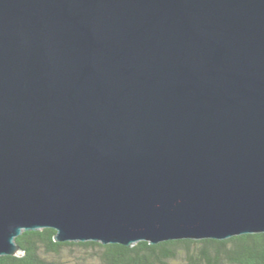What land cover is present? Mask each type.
I'll use <instances>...</instances> for the list:
<instances>
[{
  "label": "water",
  "instance_id": "water-1",
  "mask_svg": "<svg viewBox=\"0 0 264 264\" xmlns=\"http://www.w3.org/2000/svg\"><path fill=\"white\" fill-rule=\"evenodd\" d=\"M44 228L264 233V0H0V256Z\"/></svg>",
  "mask_w": 264,
  "mask_h": 264
},
{
  "label": "trees",
  "instance_id": "trees-1",
  "mask_svg": "<svg viewBox=\"0 0 264 264\" xmlns=\"http://www.w3.org/2000/svg\"><path fill=\"white\" fill-rule=\"evenodd\" d=\"M55 230L22 231L15 238L22 254L0 256V264H264V233L224 240L177 239L131 247L99 242H55ZM78 251L66 258L64 250Z\"/></svg>",
  "mask_w": 264,
  "mask_h": 264
},
{
  "label": "rangeland",
  "instance_id": "rangeland-1",
  "mask_svg": "<svg viewBox=\"0 0 264 264\" xmlns=\"http://www.w3.org/2000/svg\"><path fill=\"white\" fill-rule=\"evenodd\" d=\"M77 249H75V251H73V252H70V251H68V250H64V256L66 257V258H72V259H74L75 258V255H79L80 253L78 252V251H76Z\"/></svg>",
  "mask_w": 264,
  "mask_h": 264
}]
</instances>
